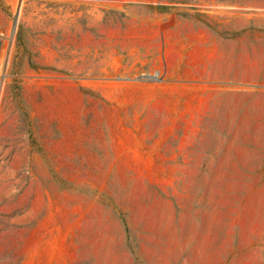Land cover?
Masks as SVG:
<instances>
[{
	"label": "rangeland",
	"instance_id": "1",
	"mask_svg": "<svg viewBox=\"0 0 264 264\" xmlns=\"http://www.w3.org/2000/svg\"><path fill=\"white\" fill-rule=\"evenodd\" d=\"M33 1L0 0V264L264 257V0Z\"/></svg>",
	"mask_w": 264,
	"mask_h": 264
},
{
	"label": "crops",
	"instance_id": "2",
	"mask_svg": "<svg viewBox=\"0 0 264 264\" xmlns=\"http://www.w3.org/2000/svg\"><path fill=\"white\" fill-rule=\"evenodd\" d=\"M34 4H38V3H41L42 5L44 4V0H34L33 1ZM171 26V25H170ZM217 79L218 80H222V81H236L235 78H225V76L223 75H217ZM238 82H241V84H244V85H252L254 82H255V78L253 79H238L237 80ZM251 122H248V126H250ZM253 125V123H252ZM264 235V228L263 229H260V231L258 232V235ZM237 246V250L238 252V255H236V257L234 258H229V259H226V260H223V264H264V257H257L255 259H243L241 257H237V256H241V252H242V247L241 245L239 244V242L236 244ZM249 247V250L250 251H253V250H256V252H260L262 250H264V244H249L248 245ZM244 249V248H243Z\"/></svg>",
	"mask_w": 264,
	"mask_h": 264
},
{
	"label": "built area",
	"instance_id": "3",
	"mask_svg": "<svg viewBox=\"0 0 264 264\" xmlns=\"http://www.w3.org/2000/svg\"><path fill=\"white\" fill-rule=\"evenodd\" d=\"M152 75V74H151ZM155 75V74H154ZM157 76V75H156ZM156 76H153L154 78L156 77ZM146 77V74H144V73H142L140 76H137L135 79H137V80H139V79H143V78H145ZM158 77V76H157Z\"/></svg>",
	"mask_w": 264,
	"mask_h": 264
},
{
	"label": "water",
	"instance_id": "4",
	"mask_svg": "<svg viewBox=\"0 0 264 264\" xmlns=\"http://www.w3.org/2000/svg\"><path fill=\"white\" fill-rule=\"evenodd\" d=\"M0 49H1V42H0Z\"/></svg>",
	"mask_w": 264,
	"mask_h": 264
}]
</instances>
